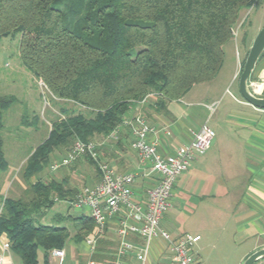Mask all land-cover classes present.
Returning a JSON list of instances; mask_svg holds the SVG:
<instances>
[{
    "label": "trees",
    "instance_id": "trees-1",
    "mask_svg": "<svg viewBox=\"0 0 264 264\" xmlns=\"http://www.w3.org/2000/svg\"><path fill=\"white\" fill-rule=\"evenodd\" d=\"M261 2L0 0V39L20 33L22 63L54 98L81 110L62 109L67 115L53 121L45 139L31 150L22 170L21 195L0 194V235L6 236L18 264H39V249L47 264L51 250L62 249L72 234L59 224L68 214L44 221L55 202L70 201L76 194L65 183L43 176L51 155L69 151L75 140L109 137L124 118L135 115L129 114L139 104L166 113L169 101L211 81L222 66V47L233 36L239 10ZM263 58L264 50L249 79ZM13 102V96L0 95V172L8 169L3 112ZM81 223L73 234L78 240L94 228L90 217L82 216Z\"/></svg>",
    "mask_w": 264,
    "mask_h": 264
},
{
    "label": "crops",
    "instance_id": "crops-1",
    "mask_svg": "<svg viewBox=\"0 0 264 264\" xmlns=\"http://www.w3.org/2000/svg\"><path fill=\"white\" fill-rule=\"evenodd\" d=\"M251 8L254 7L239 10L236 27L240 24L241 11ZM258 18L262 23L260 27L252 36L249 38L243 36L241 40L244 59L253 37L264 25V5ZM262 65L258 75L260 79H264V61ZM240 69L241 63L237 62L229 77V82H236L232 99L237 105L229 111L230 115H236L229 118V120L234 119L232 123L237 129L234 130L232 127V132L236 138L222 140L223 152H214L211 143L203 155L191 161L188 169L178 176L173 186L179 184L182 189L191 191L193 195L185 198L177 196L176 192L171 194V206L160 220V226L167 230L171 237H178L184 233L200 235V240L192 247L195 264H241L249 253L264 247V108H255L238 97ZM249 83H251L250 79ZM263 88L262 85L261 92ZM190 91L191 89L179 100L169 101L166 113L154 112L150 104L145 103V106L142 103L134 109L144 107L143 110L149 109L152 112V117L147 114V118L158 129V150L162 154L173 153L204 123L190 130L188 134L173 129L177 126V121L186 114L181 103ZM166 131H169V134ZM114 137L118 138L115 143H109L107 137L94 140L99 143V157L110 163L118 172L136 173L133 199L143 203L146 189L155 184L156 176L147 174V168L139 166L137 157L130 147L132 136L127 127L120 125ZM66 153L65 149L56 150L55 154L51 155L48 167ZM74 164H78V167L67 166L57 171L50 169L48 171L50 173H45L43 176L65 183L70 189H74V192L83 186H93L99 181V171L79 167L85 165L84 157L78 158L72 165ZM8 169L11 168L8 166ZM4 172L0 194L13 196L10 189L13 185L12 180L15 179L23 187L24 185L15 175L10 176L9 173ZM79 177H82V180ZM67 211L74 213L72 215L74 218L71 220L74 230L67 246L63 247V264H85L90 260L97 264L113 262L117 258L116 248L119 242L116 233L117 218L109 221L98 239L95 252L91 254L84 239L78 240L73 236L83 226L78 216L89 217L87 208L74 209L68 205ZM126 239L135 247L142 246L141 238L136 235L130 234ZM5 240L6 236L0 235V255H4L5 263L18 264L19 259L16 255L10 251L3 253L1 245ZM121 260L123 264H138L133 251L122 255ZM38 263L43 264L41 249L38 250ZM47 264H59L58 258L49 253ZM146 264H171L170 251L161 238H154L151 241ZM253 264H264V258Z\"/></svg>",
    "mask_w": 264,
    "mask_h": 264
},
{
    "label": "rangeland",
    "instance_id": "rangeland-1",
    "mask_svg": "<svg viewBox=\"0 0 264 264\" xmlns=\"http://www.w3.org/2000/svg\"><path fill=\"white\" fill-rule=\"evenodd\" d=\"M263 5L264 0L257 7L241 11L239 17L240 24L237 27L236 25L234 26L232 38L222 47L224 57L219 73L209 82L194 85L189 94L185 96L184 102L181 103L186 114L177 121V126L173 129L188 134L190 130L207 121L208 125L215 132L212 141L214 152H223V139L236 138L232 132V127L234 130L237 129L232 123L234 119L229 120L230 116L236 117V115L229 114L232 107L237 105L232 99L236 82H229V77L236 63L240 64L243 62L244 47L241 42L243 36L249 38L262 24L258 16L263 11ZM20 38L21 34L16 33L13 36L2 37L0 39V95L14 97V102L3 112V128L1 133L3 137L2 148L4 157L8 161L9 168H11L4 173H9L10 176L15 175L25 186L22 180V170L31 150L45 139L53 121L65 117L67 115L66 111L70 113L72 110H75V112L81 110L75 108L69 101L54 98L43 81L34 76L22 63L19 57ZM263 61L264 58L257 64L250 79V84H261L259 81L263 79H260L258 75ZM259 92L260 95H263L264 90L262 89V92ZM238 97L245 101L241 96L238 95ZM211 105L213 109L209 107ZM143 108L141 107L129 115L141 114L146 118L148 123L153 124L147 118V114L152 117V112L149 109L143 111ZM62 109L66 111L64 112ZM151 110L154 111L153 109ZM104 138L101 136L99 139ZM106 139L109 143H115L118 138L107 137ZM80 157H84L85 162V165L79 166L81 169L88 167L94 171H98L97 165L90 162L86 154ZM73 163L61 166L54 171L67 166L77 168L78 164L72 165ZM50 169V167H47L43 174L50 173L48 172ZM2 173L0 172V186L3 179ZM80 179L82 180V177ZM12 183L13 185H11L10 189H12L13 197L20 196L24 187L19 185L15 179L12 180ZM175 192L179 197L186 198L193 195L190 193L191 191L182 189L179 184L173 186L172 194H175ZM67 207L68 204L65 202H55L53 207L46 212L44 221L51 222L57 213L68 214V217L61 220L59 224L66 226L72 233L74 226H72L71 220L74 218L72 216L74 213L67 211ZM78 217L82 218L81 216ZM67 242L68 240L66 244ZM66 244L65 246H67Z\"/></svg>",
    "mask_w": 264,
    "mask_h": 264
},
{
    "label": "built area",
    "instance_id": "built-area-1",
    "mask_svg": "<svg viewBox=\"0 0 264 264\" xmlns=\"http://www.w3.org/2000/svg\"><path fill=\"white\" fill-rule=\"evenodd\" d=\"M252 84H250L251 86ZM213 109V106H209ZM121 125L127 127L132 141L130 147L137 157L141 168H147V174L156 176L155 184L146 189L143 203L133 199L136 173L118 172L107 162L101 161L98 154L99 143L91 140H75L71 149L58 161L51 164L52 171L69 165L80 156L87 154L96 163L100 175L93 186H83L70 201L74 209L88 210V216L94 223L93 231L86 235L84 243L89 252H95L98 239L113 218H117L116 233L119 238L116 248V259L107 264H123L121 257L126 252H135L138 264H146L150 243L154 238L165 241L170 251L171 264H195L192 253L193 245L200 240V235L184 233L171 237L170 233L160 226L164 212L171 206V194L175 180L186 171L192 160L203 155L211 146L215 132L207 122L192 132L186 143L180 144L173 153L162 154L158 150L156 126L148 123L141 114L124 118ZM117 128L109 137H114ZM169 134V131H166ZM136 235L142 240L141 247H135L126 237ZM3 253L9 251L7 239L1 245ZM51 255L63 264L64 250L52 249ZM4 255H0V264ZM85 264H97L88 261Z\"/></svg>",
    "mask_w": 264,
    "mask_h": 264
},
{
    "label": "water",
    "instance_id": "water-1",
    "mask_svg": "<svg viewBox=\"0 0 264 264\" xmlns=\"http://www.w3.org/2000/svg\"><path fill=\"white\" fill-rule=\"evenodd\" d=\"M264 50V25L255 34L248 49L243 66L238 77V91L240 96L255 108H264V96L253 92L250 89L249 78L251 72ZM261 84L264 86V79ZM264 258V247L258 248L249 253L241 264H253L259 259Z\"/></svg>",
    "mask_w": 264,
    "mask_h": 264
},
{
    "label": "bare ground",
    "instance_id": "bare-ground-1",
    "mask_svg": "<svg viewBox=\"0 0 264 264\" xmlns=\"http://www.w3.org/2000/svg\"><path fill=\"white\" fill-rule=\"evenodd\" d=\"M261 86L262 84H252L250 86V89L255 92V93H258L260 90H261Z\"/></svg>",
    "mask_w": 264,
    "mask_h": 264
}]
</instances>
